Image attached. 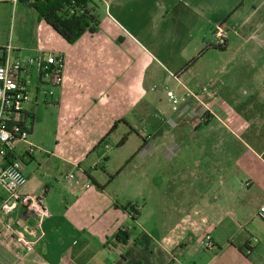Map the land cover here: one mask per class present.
Returning <instances> with one entry per match:
<instances>
[{
    "label": "crops",
    "instance_id": "0c3cea01",
    "mask_svg": "<svg viewBox=\"0 0 264 264\" xmlns=\"http://www.w3.org/2000/svg\"><path fill=\"white\" fill-rule=\"evenodd\" d=\"M91 1L98 28L72 44L35 19L37 43L64 58V82L52 98L29 106L27 142L33 145L42 107L56 113L59 141L49 157L23 159L27 181L19 192L43 195L49 216L21 207L0 212V264H254L252 253L264 245L239 231L264 203V140L254 135L250 144L241 133L263 121L249 108L241 119L229 114L223 67L210 72L211 62L201 63L205 52L218 53L215 46L199 52L208 39L205 1L197 0L195 16L181 10L177 17L175 0ZM12 49L13 58L41 51ZM153 155L164 187L152 204L139 174L132 187H113L134 162L139 171ZM28 162L37 163L32 173ZM42 167L53 179L45 186ZM5 196L0 188V203ZM206 240L212 249L202 248Z\"/></svg>",
    "mask_w": 264,
    "mask_h": 264
},
{
    "label": "rangeland",
    "instance_id": "374dc122",
    "mask_svg": "<svg viewBox=\"0 0 264 264\" xmlns=\"http://www.w3.org/2000/svg\"><path fill=\"white\" fill-rule=\"evenodd\" d=\"M190 2L191 7H185L181 0L174 1V13L176 17L181 10L187 15H194V9L197 0H186ZM206 3V8L203 11V16L208 22V39L202 44L199 52L203 49H207L210 46L217 45V39L215 37L216 31L220 27L229 32V38H226V43L229 45L224 50H218L217 52L209 53L203 51L202 65L209 64V70L211 67L222 66L223 71L227 75V80L230 83L226 89V104L230 108L231 115L237 116L241 119L244 116V110H249V115L263 121V127L259 125L256 129L251 128L247 134L241 133V136L245 138L249 143L254 138V135L264 140V0H203ZM35 19H38L37 13L24 4L17 3L12 4L10 0H0V48L10 44L12 47H19L22 54H29L31 49H37L49 52L42 47L40 43H37V36L34 31ZM227 39H229L227 41ZM226 46V45H225ZM42 47L44 50H42ZM198 52V53H199ZM198 53L196 55H198ZM201 57V58H202ZM216 58L218 60H216ZM199 70L192 68V74ZM202 71V70H200ZM168 85H173L175 82L170 78ZM167 83V81H166ZM169 88V87H168ZM161 89H164L161 86ZM175 98V97H174ZM227 98V99H226ZM176 99V98H175ZM40 102L41 97H40ZM171 101V100H170ZM172 102V101H171ZM253 129V130H252ZM150 129L147 127L144 129V134L148 135ZM58 129L56 122V113L51 108L42 107V110L37 113L36 120L33 126V134L31 139L33 142L34 150L32 154L37 158H47L51 152H54L55 145L58 140ZM251 144V143H250ZM133 149L132 142L127 144L124 151H128L131 158ZM146 161L143 167L138 171L133 169L132 166L136 165V162L123 174V177L119 179L113 187H125L126 181H130L128 187H132L133 179L136 183L137 174L143 187H146L145 196L148 197V203L154 202V196L157 194V187H164L161 185L163 177L158 175V166L154 164V157ZM38 162V161H37ZM158 164V162H157ZM37 168L36 162H28L26 172H31ZM136 168V167H135ZM144 168V169H143ZM48 168L42 167L40 170L42 179H44V186L49 182H53L51 176L48 177ZM131 172H134L132 174ZM102 171L97 169V173L94 175L97 180H100ZM41 176L39 178L41 179ZM76 178V177H75ZM43 181V180H42ZM49 181V182H48ZM85 181L87 179L85 178ZM88 182V181H87ZM43 186V187H44ZM135 187V185H134ZM150 187V188H148ZM151 187H154L152 190ZM47 190V189H46ZM43 195H40L44 200ZM125 206V205H124ZM127 206V205H126ZM246 232L251 234L252 239L260 240L264 245V223L256 218L248 225L244 226L239 234L242 238L246 237ZM260 243V244H261ZM258 245H256V248ZM260 246L258 247V249ZM255 251L251 256V260L254 264H264V246ZM107 257V256H106ZM132 264V263H130Z\"/></svg>",
    "mask_w": 264,
    "mask_h": 264
},
{
    "label": "built area",
    "instance_id": "2783aa9c",
    "mask_svg": "<svg viewBox=\"0 0 264 264\" xmlns=\"http://www.w3.org/2000/svg\"><path fill=\"white\" fill-rule=\"evenodd\" d=\"M13 5L17 0H10ZM229 32L216 31L218 45H223ZM10 45L0 50V188L5 192V199L0 203L1 213H10L21 207L31 216L46 218L48 210L41 197L24 195L19 190L26 184L23 173V159L32 155L34 146L27 142L30 133L29 106L46 101L54 96V90L61 88L64 82V58L53 52L38 51L33 56L12 57ZM203 90H206L204 88ZM167 95L176 104L171 92ZM196 100L198 97L192 95ZM24 143L23 152L18 145ZM72 175L68 176V180ZM88 187V185L86 186ZM256 216L264 223V203ZM204 249H212L210 240L202 241Z\"/></svg>",
    "mask_w": 264,
    "mask_h": 264
},
{
    "label": "trees",
    "instance_id": "16d2710c",
    "mask_svg": "<svg viewBox=\"0 0 264 264\" xmlns=\"http://www.w3.org/2000/svg\"><path fill=\"white\" fill-rule=\"evenodd\" d=\"M18 3L32 8L48 27L69 44L74 43L84 33H93L98 28V19L93 8H89L91 0H17ZM223 45L215 46L224 50ZM3 48H0L2 50ZM203 49L201 53H203ZM126 140V137L123 139ZM111 178V177H110ZM128 204L125 210L132 209ZM121 232H117L116 240H123ZM168 264H173L169 262Z\"/></svg>",
    "mask_w": 264,
    "mask_h": 264
}]
</instances>
